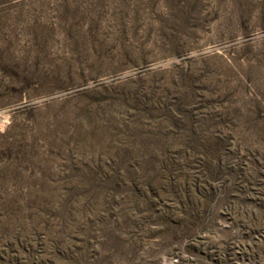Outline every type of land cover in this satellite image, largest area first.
<instances>
[{
    "label": "rangeland",
    "instance_id": "obj_1",
    "mask_svg": "<svg viewBox=\"0 0 264 264\" xmlns=\"http://www.w3.org/2000/svg\"><path fill=\"white\" fill-rule=\"evenodd\" d=\"M0 264H264V0H0Z\"/></svg>",
    "mask_w": 264,
    "mask_h": 264
}]
</instances>
